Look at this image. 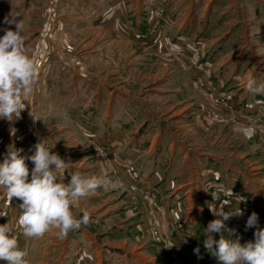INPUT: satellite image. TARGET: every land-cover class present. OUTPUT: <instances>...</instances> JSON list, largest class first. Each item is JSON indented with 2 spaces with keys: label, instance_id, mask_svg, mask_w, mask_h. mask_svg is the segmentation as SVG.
<instances>
[{
  "label": "rangeland",
  "instance_id": "374dc122",
  "mask_svg": "<svg viewBox=\"0 0 264 264\" xmlns=\"http://www.w3.org/2000/svg\"><path fill=\"white\" fill-rule=\"evenodd\" d=\"M152 1L0 0V36L6 27L15 28L4 23L5 17L17 16L26 50L39 68L22 118L11 124L0 120V162L9 143L29 156L45 139L70 163L65 182L78 173L106 176L115 185L81 200L74 214L80 218L87 212L90 221L63 239L55 229L42 238H25L17 223L21 201L14 197L8 205L0 191V212L7 213L0 224L13 226L30 264H176L186 252L172 250L173 237L187 208L199 210L209 224L221 218L209 206L239 207L243 215L225 225L235 230L229 238L239 237L241 244L254 240L256 227L246 228L253 212L257 227L264 229V103H257L264 95L239 88L249 76L264 83V0ZM191 22L196 32L185 39L178 33ZM248 125L255 128L251 138L234 131ZM107 126L116 129L112 135L124 134L121 144L104 140ZM155 129L165 142L160 171L157 160L148 162L151 144L138 150L132 144L141 133L151 139ZM173 138L182 144L177 151L186 154L178 155L170 167L172 180H166ZM134 154H140L138 160ZM198 154L218 159L208 161L218 170L216 178L200 174ZM26 163L31 171L33 163ZM222 188L233 193L223 208ZM215 189L219 200L211 195ZM182 236L191 238L188 232ZM204 240L195 241L193 250ZM203 252V264H220ZM137 253L138 263L126 260Z\"/></svg>",
  "mask_w": 264,
  "mask_h": 264
},
{
  "label": "clouds",
  "instance_id": "9594fccd",
  "mask_svg": "<svg viewBox=\"0 0 264 264\" xmlns=\"http://www.w3.org/2000/svg\"><path fill=\"white\" fill-rule=\"evenodd\" d=\"M16 17L11 14L5 17L4 23L15 25V28L6 27L0 36V120L10 124L20 120L22 112L29 107L28 102L36 91L39 74L35 58L26 50L24 25ZM246 90L264 95V83H257L254 77L249 76ZM234 131L251 138L255 128L251 125L237 126ZM33 148L31 155L22 156L23 149H18L14 142L7 145L3 161L0 162V191L8 205L14 197L21 201L17 223L25 238H42L55 229L58 238L63 239L90 221L87 212L80 218L74 214L73 209L81 200L95 194L98 188L115 185L106 176L82 177L78 173L69 174L70 180L65 182L70 163L53 152L45 139L38 140ZM26 160L34 165L31 171ZM211 195L214 200H219L216 189ZM220 195L227 197L223 199L221 208L231 203V189H220ZM243 200V197H236L239 203ZM209 208L213 215L221 218L210 221L204 230L205 249L220 264H264V229L257 227V213L253 212L246 222V228L256 227L254 240L241 244L239 237L229 238L235 234V230L227 229L225 221L233 216H242V210L238 207L231 211H217L214 205ZM0 216H7V213L2 211ZM225 231L228 232L227 237L223 234ZM212 233H220V238L215 239ZM0 260L6 264H30L28 250L20 248L18 237L9 222L0 224Z\"/></svg>",
  "mask_w": 264,
  "mask_h": 264
},
{
  "label": "crops",
  "instance_id": "0c3cea01",
  "mask_svg": "<svg viewBox=\"0 0 264 264\" xmlns=\"http://www.w3.org/2000/svg\"><path fill=\"white\" fill-rule=\"evenodd\" d=\"M155 1L156 0L152 1L150 4L151 5H154L156 3ZM171 4H172V2H171ZM177 12L178 11L175 10V13H177ZM137 13H144V12L139 10V11H137ZM188 13L189 14L191 13L190 12V8H189ZM198 17H199V15L197 16V18H193V19L194 20L195 19H198ZM189 18L191 19L192 17L190 16ZM194 24H195L194 22H193V24L191 22V24L189 25L188 30L181 31L178 34L179 35H182L183 38H185L187 36H190L191 34H194L196 31L195 32L194 31H191V30H194L195 29V27H193ZM184 34H187V35L186 36H183ZM200 38L203 39L202 33H201ZM221 63H224V62H221ZM242 82H243V85H241V87H239V88H243L242 90L246 93L247 92V90H246V84H245L246 81L244 82V80H243ZM229 84L230 85L231 84L234 85L236 83L232 82V83H229ZM248 109H249V111L255 110L254 108H251V109L248 108ZM159 130L160 129H155V131L153 132V135H152V138L151 139H149L150 138L149 136H146L144 138L143 133H141V135L138 136V137H135L134 136L133 137L134 141H132V144H134L135 146H137V150L141 146L142 147L143 146H149L150 147V144H151L153 146V149H152L151 155H149V157H150L151 160H149L148 162L154 163V160H157V162H156L157 168L160 171L162 169L161 167H158V166H161V164H162L161 161H160L161 158H162V152L160 150L162 148V142H164V141H162L163 139H161V132ZM114 131H116V129H112V128L109 129V127L107 126L104 129V132H105V134L103 136L104 140H108V142H110L111 144H113V143H115V144H121V138L124 137V134H120L119 136H115V135H112ZM120 132H122V131H120ZM142 138H144V139H142ZM176 146L182 148L181 142H179L178 140H176L174 138H173V140H170L168 142V146H167L168 147V155H167V158L165 159V161H167V162H165V163H167L166 171H165L166 174L163 176V177H165L166 180H170L171 177L173 176L172 175L173 174V170L170 167L175 164V161L177 160L178 155L184 153V156H185V154H186L185 151H183L181 153L178 152L177 149H176ZM139 156H140V154H136L134 157L137 158V160H138ZM199 156H200V157H198L200 159L199 160L200 161L199 164H200V166L202 165V167H200V174H203V173L206 174V176L204 175V178H209V177L216 178L217 177L216 175L218 174V170L212 169V168H214V165L213 164H208V163H210V162H208L209 160L210 161H213V159H214L213 156H210V155H207V156L206 155L205 156L199 155ZM139 161H141V159ZM214 161L218 162V159H214ZM216 162H214V163H216ZM204 164L207 167L206 166L204 167L206 169V171L203 172V165ZM215 169H217V167ZM154 170H156V169H154ZM151 173H152V171H151ZM156 173H157V171H156ZM152 176L155 177L154 174H152ZM156 176L159 177V175H156ZM175 195H177V194H175ZM187 209H188V211H185L184 217L182 218V223L179 224V228L176 229L175 236L173 237V249L172 250L175 251L176 249H179L180 248V249H183L186 252V254L190 255V254L193 253L191 250H193L196 247L195 241H197L198 239L200 240L202 238H203V240L206 239V237H204V230L207 228L208 224H207V220L204 218V216L201 214V212L199 210H196V211H194L195 213H193V211L191 210V208H187ZM168 215L170 216V219L172 220L173 219L172 213H168ZM184 232H188V234L191 235V238L189 240L183 238L182 234ZM214 237L217 239V236H214ZM91 241H92V239H91ZM91 246H93L94 248H97L98 247L97 243H95V242H93L91 244ZM124 252L125 253H129L130 251L125 249ZM138 253H140V252H138ZM138 253L137 254H131L129 256V258H128V256H126L125 258H127L126 260L129 259V260H133L135 263L136 262L138 263V261H140L141 258H142V257H140V255H138ZM157 264H159V263H157ZM160 264H163V263H160Z\"/></svg>",
  "mask_w": 264,
  "mask_h": 264
},
{
  "label": "built area",
  "instance_id": "2783aa9c",
  "mask_svg": "<svg viewBox=\"0 0 264 264\" xmlns=\"http://www.w3.org/2000/svg\"><path fill=\"white\" fill-rule=\"evenodd\" d=\"M260 108L263 109V106L260 105ZM255 116L254 115H249L248 120H254ZM263 128V127H262ZM199 251H194L192 254L188 255L186 253H182L179 256V258H176V264H203V260L206 259V255L203 252V249H205L203 243L199 246ZM184 257L186 259H184Z\"/></svg>",
  "mask_w": 264,
  "mask_h": 264
}]
</instances>
